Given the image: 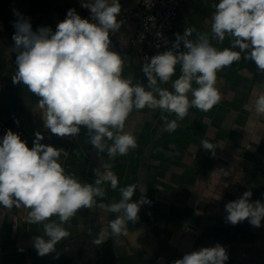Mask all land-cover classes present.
Here are the masks:
<instances>
[{
  "label": "crops",
  "instance_id": "1",
  "mask_svg": "<svg viewBox=\"0 0 264 264\" xmlns=\"http://www.w3.org/2000/svg\"><path fill=\"white\" fill-rule=\"evenodd\" d=\"M139 2L120 0L122 26L111 41L125 58L123 77L146 86L141 70L144 61L131 45L136 26L121 19ZM218 2L188 0L179 11L175 33L183 34L185 28L210 33L212 4ZM81 3L82 0H0V119L15 113L23 126H29L30 131L25 130L22 140L30 148L37 131L44 135L41 143L62 148V166L82 183H92L93 169L104 172L105 163L113 165L111 170L119 178L115 191L105 183V195L97 198V206L80 209L64 225L70 235L57 244L59 264H95L100 257L98 250L101 253L106 244L114 253L116 264H172L185 253L217 243L228 251L226 264H264V221L256 228L247 220L233 226L225 219V205L245 191L252 192L251 201L264 203V117L258 118L248 107L264 93V72L258 70L254 61L243 57L224 68L217 74L220 102L208 112L190 108L174 132L165 130L166 122L159 109H133L124 131L136 136L137 147L126 156L110 160L107 151L98 154L92 147L85 127L74 137L52 134L43 125L39 98L22 84L12 82L16 71L15 53H11L13 22L17 19L14 10L30 18L33 31L42 26L55 31L69 9H75L82 18H91L90 10L81 7ZM195 38L193 33L190 39ZM211 42L220 50L231 46L229 37L222 43ZM179 75L178 65L173 79ZM161 87L170 89V84ZM164 115L169 121L176 119L175 114ZM202 140L216 145L215 156L201 147ZM131 184L137 186L133 200L145 196L151 202L141 207L153 217L151 230L158 242L155 248L138 249L125 235H112L109 223L116 214L98 207L118 202L119 189ZM28 212L23 206H0V264H34L38 255L34 237L43 236V224L28 223ZM143 234V230L136 231L137 236ZM97 239L101 245L93 243Z\"/></svg>",
  "mask_w": 264,
  "mask_h": 264
},
{
  "label": "clouds",
  "instance_id": "2",
  "mask_svg": "<svg viewBox=\"0 0 264 264\" xmlns=\"http://www.w3.org/2000/svg\"><path fill=\"white\" fill-rule=\"evenodd\" d=\"M81 7L90 10V19L69 9L55 31L43 26L33 31L30 18L14 10L11 53H15L16 71L12 82L39 98L43 125L52 134L74 137L85 127L92 147L98 154L107 151L110 160L137 147L136 136L124 131L133 109H159L165 130L174 132L190 108L208 112L220 102L217 74L224 68L243 57L264 72V0L212 4L210 33L185 28L183 34L175 33L171 48L143 58L146 86L123 77L125 58L111 47L110 34L122 26L120 0H82ZM193 33L196 38L190 39ZM157 37L164 39L159 32ZM226 37L231 38L230 47L213 46L211 40L222 43ZM164 43L169 41L164 39ZM178 65L180 75L173 79ZM162 84H170V89ZM248 107L258 118L264 117V93ZM164 113L175 114L176 119L169 121ZM42 140L44 135L35 132L30 148L11 129L0 139V206H23L29 209L28 223L43 224V236L34 237L41 257L54 253L58 242L70 235L64 225L80 209L97 206V198L105 195V183L114 191L119 185L111 163L104 164V172L93 169L92 183H82L62 166L63 149ZM201 147L215 156L213 143L202 140ZM136 188L135 184L121 187L118 202L98 205L116 214L109 223L114 236L128 235V222L136 224L141 206L151 203L145 196L133 200ZM252 195L245 191L225 205L227 223L235 226L247 220L253 227L262 226L264 203L251 201ZM228 260L227 249L217 243L185 253L172 264H226Z\"/></svg>",
  "mask_w": 264,
  "mask_h": 264
},
{
  "label": "built area",
  "instance_id": "3",
  "mask_svg": "<svg viewBox=\"0 0 264 264\" xmlns=\"http://www.w3.org/2000/svg\"><path fill=\"white\" fill-rule=\"evenodd\" d=\"M188 0H140L139 4L124 14L121 19L131 21L136 30L131 45L136 54L143 60L171 46L175 39V22L181 7ZM162 33L163 38L169 43L165 45L164 39L158 38L157 33ZM115 33H111L112 38ZM160 47L157 48L156 45ZM144 61V60H143ZM11 129L20 135L25 134L21 119L12 113L7 119H0V139L7 130Z\"/></svg>",
  "mask_w": 264,
  "mask_h": 264
},
{
  "label": "water",
  "instance_id": "4",
  "mask_svg": "<svg viewBox=\"0 0 264 264\" xmlns=\"http://www.w3.org/2000/svg\"><path fill=\"white\" fill-rule=\"evenodd\" d=\"M111 47L112 50L119 53V49L113 41ZM27 127L29 128V126ZM27 127L23 126L24 130L29 132L30 130H28ZM138 216H139V220L136 224H132L131 222H128L129 234L126 235V237L128 238L129 242H131V244L138 249H143L147 247L155 248L158 242L155 240L154 234L151 230L154 223L153 217L147 212H145L142 207L140 208ZM139 229L144 231L143 236L136 235V231H138ZM78 239L81 240L84 238L79 237ZM98 245H101V242ZM98 255H100V250H98ZM34 264H59V246L58 245L55 246L54 253H50L43 257L37 255Z\"/></svg>",
  "mask_w": 264,
  "mask_h": 264
},
{
  "label": "trees",
  "instance_id": "5",
  "mask_svg": "<svg viewBox=\"0 0 264 264\" xmlns=\"http://www.w3.org/2000/svg\"><path fill=\"white\" fill-rule=\"evenodd\" d=\"M95 264H116L114 253L112 252L109 244L102 248L99 259Z\"/></svg>",
  "mask_w": 264,
  "mask_h": 264
}]
</instances>
